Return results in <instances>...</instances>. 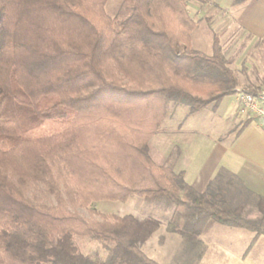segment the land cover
I'll use <instances>...</instances> for the list:
<instances>
[{
    "label": "trees",
    "instance_id": "1",
    "mask_svg": "<svg viewBox=\"0 0 264 264\" xmlns=\"http://www.w3.org/2000/svg\"><path fill=\"white\" fill-rule=\"evenodd\" d=\"M125 1L118 20L108 0H0V264H162L143 249L161 220L103 213L104 200H161L166 230L188 240L215 223L264 231V196L246 218L224 190L189 184L174 151L150 153L170 102L195 113L264 86H241L219 36L210 54L193 46L189 0ZM48 124L61 128L38 135Z\"/></svg>",
    "mask_w": 264,
    "mask_h": 264
},
{
    "label": "crops",
    "instance_id": "2",
    "mask_svg": "<svg viewBox=\"0 0 264 264\" xmlns=\"http://www.w3.org/2000/svg\"><path fill=\"white\" fill-rule=\"evenodd\" d=\"M255 1L264 10V0ZM241 19L247 35L250 32L264 40V30L251 31L247 26L248 17ZM217 107L211 104L200 111H215ZM248 118L251 117L240 118L233 129L220 132L214 138L199 136V131L183 129L181 124L175 129L161 128L150 140V153L157 163L166 164L170 154L177 150V157L172 159L174 169L184 171L189 184L198 190H205L211 184L215 189L224 190L227 198V189L238 177L242 182L238 203L233 206L242 207L244 217L257 219L261 215L258 200L264 196V128L257 121H250L241 129ZM226 119L231 120L232 116L227 115ZM244 170L246 174L242 176ZM253 172L259 175L253 178ZM156 234L144 247L148 255L156 256L154 259L162 264H264V231L256 235L246 227L215 223L198 240L166 231L160 234L164 240L159 241ZM157 245L164 251L158 254Z\"/></svg>",
    "mask_w": 264,
    "mask_h": 264
},
{
    "label": "rangeland",
    "instance_id": "3",
    "mask_svg": "<svg viewBox=\"0 0 264 264\" xmlns=\"http://www.w3.org/2000/svg\"><path fill=\"white\" fill-rule=\"evenodd\" d=\"M128 7L125 0H108L106 10L112 17H117L119 20L126 15ZM188 7L191 15L198 23L192 33L193 46L204 53L210 54L213 38L215 35L219 36L225 55L233 62L231 66L238 73L241 86L245 89H253L257 85L264 86V40H259L260 38H256L250 32L247 35V28L241 19L242 17H248L247 26L251 31L264 30V10L258 8L256 1L246 0L241 4L233 5L232 0H208L203 3L189 0ZM227 115H231L232 119L227 121ZM246 116L241 112L235 95L224 97L215 111L204 110L192 114L187 105L170 102L167 116L161 128L170 127V129H175L181 124L183 129L199 131V136L208 135L214 138L220 132H228L233 129L240 118L245 119ZM252 121H256V119L252 118ZM60 128L61 126L58 124H48L38 130L37 134L56 133ZM175 153L174 150L173 157L177 156ZM244 174H246L245 170L242 172V176ZM251 175L254 178L259 173L253 172ZM233 180L231 187L228 186L227 196L232 205H236L242 181L240 182L238 177ZM95 207L106 214L124 215L132 213L140 218L146 215L159 218L162 224L156 232L157 234L155 233V236L158 235V240L159 235L167 231V220L171 216V208L157 199L147 201L133 197L131 201L125 203L104 200L95 203ZM77 210L81 215L89 217L87 209L78 208ZM78 242L85 253H97L102 259L106 258L107 251L99 244L85 239H78ZM157 247L158 254L164 251V248L160 249L158 245ZM143 249L147 252L144 246ZM152 257L155 258L156 256L152 255Z\"/></svg>",
    "mask_w": 264,
    "mask_h": 264
},
{
    "label": "built area",
    "instance_id": "4",
    "mask_svg": "<svg viewBox=\"0 0 264 264\" xmlns=\"http://www.w3.org/2000/svg\"><path fill=\"white\" fill-rule=\"evenodd\" d=\"M236 100L241 112L256 119L258 125L264 128V87L255 93L241 91L236 94Z\"/></svg>",
    "mask_w": 264,
    "mask_h": 264
}]
</instances>
